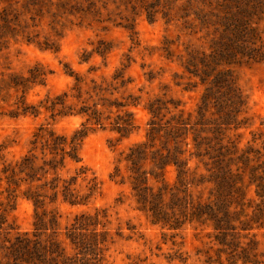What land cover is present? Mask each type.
Masks as SVG:
<instances>
[{
	"label": "rangeland",
	"instance_id": "rangeland-1",
	"mask_svg": "<svg viewBox=\"0 0 264 264\" xmlns=\"http://www.w3.org/2000/svg\"><path fill=\"white\" fill-rule=\"evenodd\" d=\"M220 2L0 0V169L33 150V134L40 126L70 140L85 123V116L76 112L101 111V124L88 123L91 130L77 145L79 162L65 159L58 171L61 179L76 177L72 188L80 195L88 192L91 178L97 189L85 205L69 206L58 200L47 209L57 210L61 228L77 214L104 210L113 238L106 264H242L240 247L250 240L256 242V264H264V228L241 232L239 248H234L218 245L209 226L187 223L169 230L152 225L147 213L138 209L123 161L130 146L145 142L149 104L171 100L178 105L173 112L196 109L204 87L183 66L187 52L209 53L210 40L218 35L215 30H221L219 22L228 12ZM230 13L235 15L234 10ZM255 25L264 43V18ZM230 70L246 101L248 126L227 136L239 148L248 144L260 148L264 61L232 65ZM117 71L122 79L113 80ZM59 96L63 104L45 109ZM108 101L130 105L121 111L102 110L100 104ZM124 110L132 114L135 130L120 138L111 131L110 122ZM59 112L72 115L59 116ZM166 112L162 109L158 118ZM39 147L32 152L38 159ZM164 178L172 183L171 168ZM4 188L0 183V203ZM202 194L204 199L207 189ZM247 196L253 197L251 188ZM32 213V204L19 197L8 218L26 231L31 229Z\"/></svg>",
	"mask_w": 264,
	"mask_h": 264
},
{
	"label": "trees",
	"instance_id": "trees-1",
	"mask_svg": "<svg viewBox=\"0 0 264 264\" xmlns=\"http://www.w3.org/2000/svg\"><path fill=\"white\" fill-rule=\"evenodd\" d=\"M218 5L228 12L219 22L221 30H215L218 35L210 40L209 53L189 51L183 66L204 87L196 109L173 112L178 105L171 100L149 104L145 142L130 146L123 161L138 209L147 213L152 225L169 230L187 223L209 226L218 245L239 248L241 232L264 228V142L260 148L250 144L239 148L238 142L227 136L248 126L246 101L230 66L264 61V43L255 25L264 18V0H221ZM114 76L113 80L122 79L119 71ZM56 100L45 109L51 111L63 104L61 96ZM129 105L116 101L100 104L102 110L114 107L117 111ZM162 109L170 113L168 118L166 113L158 118ZM76 114L85 116V123L70 140L40 126L31 145L33 150L40 146L41 157L29 150L20 159L2 165L0 183L5 184V197L0 203V264H106L105 253L113 238L104 210L77 214L61 228L57 210L47 209L58 200L69 206L85 205L97 189L95 178H91L88 192L80 195L72 188L75 176L65 180L58 174L65 159L79 162L77 145L91 130L86 125L101 124L99 110ZM110 125L120 138L135 130L133 116L126 110ZM191 161H196L194 166ZM168 168L174 174L172 183L164 178ZM250 188L253 197L247 196ZM19 197L32 204L30 230L22 231L9 221ZM255 245L250 240L240 247L242 264L257 263Z\"/></svg>",
	"mask_w": 264,
	"mask_h": 264
}]
</instances>
